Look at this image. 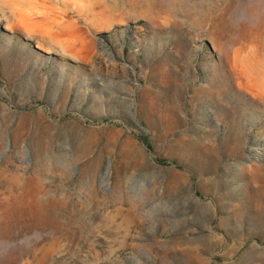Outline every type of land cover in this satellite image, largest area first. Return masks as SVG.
Returning a JSON list of instances; mask_svg holds the SVG:
<instances>
[{
  "label": "rangeland",
  "instance_id": "374dc122",
  "mask_svg": "<svg viewBox=\"0 0 264 264\" xmlns=\"http://www.w3.org/2000/svg\"><path fill=\"white\" fill-rule=\"evenodd\" d=\"M0 264H264V0H0Z\"/></svg>",
  "mask_w": 264,
  "mask_h": 264
},
{
  "label": "trees",
  "instance_id": "16d2710c",
  "mask_svg": "<svg viewBox=\"0 0 264 264\" xmlns=\"http://www.w3.org/2000/svg\"><path fill=\"white\" fill-rule=\"evenodd\" d=\"M139 139L141 140V142H143L144 144H146L148 146V143H147V141L144 138L139 137Z\"/></svg>",
  "mask_w": 264,
  "mask_h": 264
}]
</instances>
